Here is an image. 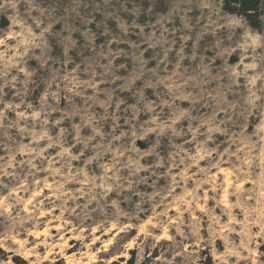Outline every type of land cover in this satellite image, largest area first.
Returning a JSON list of instances; mask_svg holds the SVG:
<instances>
[{
	"label": "rangeland",
	"instance_id": "1",
	"mask_svg": "<svg viewBox=\"0 0 264 264\" xmlns=\"http://www.w3.org/2000/svg\"><path fill=\"white\" fill-rule=\"evenodd\" d=\"M261 8L0 0V264H264Z\"/></svg>",
	"mask_w": 264,
	"mask_h": 264
},
{
	"label": "trees",
	"instance_id": "2",
	"mask_svg": "<svg viewBox=\"0 0 264 264\" xmlns=\"http://www.w3.org/2000/svg\"><path fill=\"white\" fill-rule=\"evenodd\" d=\"M223 9L229 14H235L243 17L248 24L256 30L261 28L262 4L263 0H222ZM133 253V252H132ZM15 264H20V259L13 258ZM122 261V259H120ZM210 259H208V263ZM110 264H119V261H112ZM126 264H134L130 257Z\"/></svg>",
	"mask_w": 264,
	"mask_h": 264
}]
</instances>
